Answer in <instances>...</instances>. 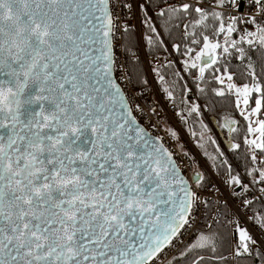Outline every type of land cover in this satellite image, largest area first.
I'll return each instance as SVG.
<instances>
[{"label":"snow or ice","instance_id":"6c2138e0","mask_svg":"<svg viewBox=\"0 0 264 264\" xmlns=\"http://www.w3.org/2000/svg\"><path fill=\"white\" fill-rule=\"evenodd\" d=\"M133 2L0 0V264H224L225 245L235 257L264 264L261 242L246 226L264 237V0H158L166 3L158 17L182 22L181 42L171 48L185 57L182 71L209 102L189 104L185 82L178 95L187 108L175 115L186 123L183 111L199 118L202 108L227 102L246 122L229 113L219 124L233 151L242 146L233 133H244L245 172L220 159L217 145L216 155L203 152L215 177L190 167L193 158L178 161L153 134L163 117L158 101L144 96L139 48L121 45L132 61L116 55L130 26L115 9L131 10ZM136 7L147 17L143 0ZM143 23L147 57L165 42L150 18ZM230 58L240 61L238 71L243 66L239 76ZM165 60L148 64L176 108L170 89L185 77L173 71L166 80L162 70L173 62ZM164 130L176 138L174 129ZM212 204L219 207L211 220L207 211L197 218L201 205ZM186 233L177 253L161 261Z\"/></svg>","mask_w":264,"mask_h":264},{"label":"trees","instance_id":"16d2710c","mask_svg":"<svg viewBox=\"0 0 264 264\" xmlns=\"http://www.w3.org/2000/svg\"><path fill=\"white\" fill-rule=\"evenodd\" d=\"M144 2L146 5L147 12H150L149 13L150 16L154 20L155 24H157L156 28H157L158 33L160 34V39L164 38L166 45L170 48V50H172L171 45L173 43H180L181 42L182 33L180 32V29L181 28L183 29L182 22H180V26L177 27L176 26L177 22L168 21L167 17H158L157 13L159 11V8L166 6L165 4L158 5V0H146ZM143 17L145 20L148 19V16L146 17L145 14H143ZM126 23L130 27H129V31L127 33L128 39L123 41V45H127L128 47H133L135 50L136 38H134L132 25H131L130 21H128V20L126 21ZM151 24H152V22H151ZM152 25L154 26V24H152ZM144 31H145V26H144ZM149 34L155 35L152 33H149ZM123 50L125 52L124 46H123ZM145 51L148 52V49L146 47H145ZM164 52H166L165 51V44H164L163 48H160L159 50H155L153 52V54H156V53L162 54ZM172 53H173L176 61H178V63H180L179 66L181 67V69H183L182 60L185 59V57H183L181 53H177L173 50H172ZM125 55L129 61H132L131 57L128 56L127 53H125ZM251 55H252L254 61L259 62L260 53L253 52V53H251ZM230 62L232 65L231 70L233 72H235L237 74V76H239L240 71H244L243 66H241L239 71L236 68L237 65H240V61L230 58ZM127 65H128L129 70H131L133 68L132 62L128 63ZM139 68H140V71L143 72L141 63L139 65ZM173 71H178V68L172 64V66L170 68H166V69L162 70V74L168 73L165 75V79L170 80V79L174 78L170 75V73ZM257 71H259V67H257ZM143 74H144V72H143ZM184 75H186V80L188 81L190 87H192L194 89L193 91H194L196 97L198 98V100L200 101L199 104L205 105V104L209 103L202 96H200V94L196 91L195 86L191 84V79H190V77H188L187 73H184ZM238 82H241V81L238 80ZM182 84H183V82L178 80L177 87L175 89H170V90L174 91V95H176L175 103L177 105H179L178 107L175 108V112L181 111V110H184L187 108V105H180L179 104L180 97H179L178 93L180 91V85H182ZM138 87H140V86H138ZM216 99H218V98H216ZM188 102L190 104L194 101H188ZM251 103L253 106L254 101ZM201 111H202V115L199 118H197L195 116V114L188 115L187 111H183V114L187 117V122L185 123V122L181 121V127L184 129L183 131L187 135V138L189 139V141L192 142L193 146H195L197 151L202 155L201 157L205 161V163L209 164L210 162L206 161V158L204 157L201 148L197 146L198 142H200L197 139L198 138L197 134L204 133L207 136L206 140H208V136H211L212 139L216 140L217 144L213 145L208 140L209 141V142H207V144L209 146V149H207L208 152L212 153L213 155H216L215 148L218 145L220 147V149L224 152V157H222L220 159H227L228 163L233 167V169L235 171L237 168L241 172V174H243L245 172V167H246V159H245V155H244L245 148H244L243 142H242V138H243L244 133L243 132H241L239 134L233 133V137H235V142L241 143V145H242L241 149H239L237 151H233L230 148L228 150H224L221 143H219L220 142L219 140L221 139V142H223V144L226 147L225 140H226V138H228V132H227V129L220 128L219 124L223 123V117L229 113H232L235 116V118L238 121H240V125H243L246 122H244L243 119L239 116L238 111H235V112L233 111V106L229 105L227 102L217 104L216 105V111L207 110L205 108H202ZM201 119L204 121L205 124L208 125V129L210 131H205L204 129L201 128L200 123H199V120H201ZM240 125H237V127H239ZM192 132L195 133V136H192L190 134ZM216 137L219 140H217ZM204 148H205V146H204ZM217 163H219V159L217 160ZM257 206H258V204H257ZM216 227L220 228L221 231L225 230V228L221 227L220 225H217ZM227 231H228V229H227ZM229 246L230 245H225V247L221 250L222 255L225 256L227 254V252L229 250ZM175 252L173 253L174 255L177 253V252L176 253ZM173 264H184L183 258H178L177 260L173 261ZM224 264H259V261H258V259H255L253 256L242 255V256L238 257L237 260H235L233 263H231L229 260H226L224 262Z\"/></svg>","mask_w":264,"mask_h":264},{"label":"built area","instance_id":"2783aa9c","mask_svg":"<svg viewBox=\"0 0 264 264\" xmlns=\"http://www.w3.org/2000/svg\"><path fill=\"white\" fill-rule=\"evenodd\" d=\"M144 1L145 0H143V2ZM126 2H127V0H126ZM138 2H140V0H134L133 8L131 10L126 9V8H122V7H116L115 13L117 15H119L121 24L126 23V21L128 20V21H130V23L132 25V30L134 31V35L136 38V40H135L136 41V48H139L138 55L140 57V63L142 64V69H143L144 75L148 80V85L146 86V89L144 91V96L149 103H152L153 100H155V101H158V103L160 105V109H161L160 115L163 117V120L161 121V127L159 129L152 130L153 134L164 137L166 144H167V147H169V149L175 154V157L177 158L178 161H184L185 163H188L189 158H193V159H195V161L197 163L196 164H190L189 165L190 167L199 168L200 170H204L209 175H212L215 177V172L213 171V169H211L208 166L209 164L205 163V161L201 157L202 155L197 151L195 146H193L192 142L189 141V139L187 138V135L183 131L184 129L181 127V120L178 116L175 115V108L173 107V102L169 101L162 92L158 91V84L154 80V74H152L150 71L148 61H152L153 66H155L157 61L166 62L165 58L167 60H171L173 62L172 64L178 68V71L181 72V75H183L185 77V80L182 82L188 83V81L186 80V75H184L181 67L179 66L180 63H178V61H176V59L172 53V50H170V48L166 45V43H164L165 48L167 49L166 52H164L162 54L156 53V54H153L152 56L146 57L147 52L145 51V46L141 42V34L143 33V29L141 28L142 27V24H141L142 19H140V17H141L142 12L139 10L138 7H136V4ZM165 5H166V3H165ZM246 7H247V5L245 3V5L242 6L240 11H244L246 9ZM121 32H123V29H121ZM180 32L181 33L183 32L182 28L180 29ZM119 35L120 34H118V37H119ZM161 40L164 41V38H162ZM123 41L124 40H121L120 38H118L116 41V43H117L116 55L121 62L125 61V59H126V55H125L126 52H124L123 46H121V45H123ZM127 71H129L128 65H126V67L124 69H122L121 71H118L116 75L119 77ZM140 87H142V86H140ZM193 90L194 89L192 88V91L188 94V101H194L196 103H199V101H198ZM141 102L143 103V101H141ZM153 106H155V105L153 104ZM143 122L144 121H142V123ZM167 127H171L172 129L175 130V132L177 133V136L175 139L172 138L171 136L165 134L164 129ZM184 153H187V155H184ZM236 172L241 173L237 168H236ZM246 182H247V179H246ZM221 190L224 191L223 187H221ZM203 195H208V198L210 200H213V201H215L217 199L216 196H212L210 194H203ZM220 199L224 200V199H226V196L221 197ZM257 204H258V202H257ZM218 207L219 206L217 204H212L207 209H205V207L203 205H201L200 209L196 212V216H197V218H200L203 216L204 212L207 211L208 212V219L211 220V216L218 210ZM232 207H234V206L232 205V202L229 201V209H231ZM229 209H223L222 211L227 212V211H229ZM248 214L251 215L252 213L249 212ZM204 223H205V221L203 219H200L197 227L202 226ZM221 224L226 225V221L222 220ZM246 226L250 228L252 235L258 241L261 242V244L258 246L261 247L262 251H264V237H262L260 235L259 230L256 228H253L251 226V224H247ZM227 229H228V231H231L230 228H227ZM186 240H187V233L185 234V237H182L181 240L177 241L175 248L166 250L164 255L161 257V261H165V260L169 259L172 256V254L177 249H179L181 247V243L186 242ZM233 243H234V241H233ZM225 256L229 257L228 260L231 263H233L238 258V257L234 256L231 246H229V250ZM158 264H159V262H158Z\"/></svg>","mask_w":264,"mask_h":264},{"label":"rangeland","instance_id":"374dc122","mask_svg":"<svg viewBox=\"0 0 264 264\" xmlns=\"http://www.w3.org/2000/svg\"><path fill=\"white\" fill-rule=\"evenodd\" d=\"M145 1H146V0H145ZM144 3H145V2H144ZM141 12H142V11H141ZM146 12H147V11H146ZM149 13H150V12H147V16H149L148 19L150 18V21H151L152 24H154V26L156 27L157 24H155L154 20H153L152 17L149 15ZM143 14H144V12L141 13V17H140V19H142V23H141V24H142V27H141V28L143 29V32H144V26H145V25H144L143 21H144L145 19H144V17H143ZM133 33H134V31H133ZM134 38H135V35H134ZM197 99H198V98H197ZM198 101H199V100H198ZM199 103H200V101H199ZM199 103H197V104H199ZM253 106H254V104H253ZM202 135L204 136V140H203L202 142L204 143L205 148H206V149H209V146H208V144H207V142H209V141L206 140V137H207V136H206L204 133H202V134H201V133L197 134V137H198L197 139L200 141V137H201ZM216 138H217V137H216ZM217 140H219V139L217 138ZM219 141H220L219 143H221V145L223 146L224 150H227V148L225 147V145L223 144V142H221V139H220ZM197 145H198V144H197ZM205 148H201L202 152H204Z\"/></svg>","mask_w":264,"mask_h":264},{"label":"water","instance_id":"95a60500","mask_svg":"<svg viewBox=\"0 0 264 264\" xmlns=\"http://www.w3.org/2000/svg\"><path fill=\"white\" fill-rule=\"evenodd\" d=\"M229 138V137H228ZM228 138H226V140H225V144H226V148H227V150L230 148L229 146H228Z\"/></svg>","mask_w":264,"mask_h":264},{"label":"bare ground","instance_id":"6f19581e","mask_svg":"<svg viewBox=\"0 0 264 264\" xmlns=\"http://www.w3.org/2000/svg\"><path fill=\"white\" fill-rule=\"evenodd\" d=\"M176 252H177V251H176ZM176 252H175V253H176ZM173 255H174V254H173ZM173 255H172V256H173ZM170 258H171V257H170Z\"/></svg>","mask_w":264,"mask_h":264}]
</instances>
